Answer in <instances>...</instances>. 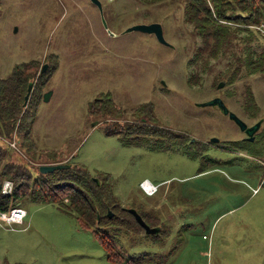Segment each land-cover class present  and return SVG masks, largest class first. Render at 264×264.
<instances>
[{
    "label": "rangeland",
    "instance_id": "rangeland-1",
    "mask_svg": "<svg viewBox=\"0 0 264 264\" xmlns=\"http://www.w3.org/2000/svg\"><path fill=\"white\" fill-rule=\"evenodd\" d=\"M102 2L112 30L159 21L175 47L139 30L110 35L90 0H0V77L17 62L39 60L40 71L45 62L59 61L44 88L53 90L51 98L39 102L31 154L42 160L57 154L106 177L102 181L122 206L167 218L161 234L118 221L102 225L100 233L108 229L121 246L116 249L137 260L143 254L141 264H264V70L233 83L225 77L214 82L224 59L202 83L191 82L187 64L199 38L181 4ZM236 7L227 13L235 14ZM236 22L230 25L247 27ZM252 45L264 47V36L257 33ZM215 96L249 125L263 119L254 140H246L219 107L199 104ZM147 101L157 124L187 137L128 134L125 118ZM103 103L110 120L100 117ZM12 152L14 159H26ZM143 180L158 185L157 191L145 194ZM19 204L27 210L22 225L0 221V264H123L108 258L101 238L68 207L38 195Z\"/></svg>",
    "mask_w": 264,
    "mask_h": 264
},
{
    "label": "trees",
    "instance_id": "trees-1",
    "mask_svg": "<svg viewBox=\"0 0 264 264\" xmlns=\"http://www.w3.org/2000/svg\"><path fill=\"white\" fill-rule=\"evenodd\" d=\"M171 1L183 6L184 19L190 27L192 26L193 35L199 38V44L187 64L190 69L191 82L202 83L207 77L205 74L212 69L213 64L224 59L226 60L224 70L215 74L214 82L225 77L229 81L226 83H233L240 76L244 77L264 70V47L257 49L252 45L254 36L257 33L264 36V32L259 29L255 31L249 26L264 21V0ZM232 1L239 8L233 5ZM234 7L237 8L235 14H228L227 12L232 11ZM242 11L246 15H242ZM236 21H241L247 27L230 25ZM241 32L244 36L240 37ZM227 63H229L228 66ZM58 64L59 61H54L45 71L40 72L39 60L17 62L8 76L0 77V210L8 211L15 206H21L20 198L27 195L34 197L38 195L45 201L57 202L68 207L77 215L83 227L91 229L96 236L101 238L110 251L108 258L119 260L123 264H141L139 261L143 258V254H139L137 260L127 250L116 249L121 246L108 229L100 233L102 225L108 227L115 221L128 228L137 226L144 229L135 216L114 198L113 192L102 181L106 177L93 175L88 169L74 165L71 161L67 162V167L43 173L39 165L62 162L60 156L47 155L49 160H42L41 154L37 157L31 154V146L35 142L32 132L37 119L39 102L43 97L45 85L58 68ZM196 64L202 69L204 75L195 68ZM31 81L33 87L27 104H24V97ZM105 103L102 106L94 105L95 107L100 106L99 111L104 113L100 117L104 116V121L113 117L108 114L109 108L105 106ZM152 105V102L147 101L139 107L132 119L125 118L128 124L126 129L128 134L140 133L149 136L165 133L179 139L187 137L185 133H175L169 127L157 124L158 119L154 115ZM94 106L91 107L92 110L95 109ZM113 132L114 130H109V133ZM13 138L19 140V145L26 152L22 154L26 158L23 161L13 158L12 151L16 152V150L3 140ZM27 153L31 155L29 158ZM5 180L13 182V189L10 193L4 194L2 185ZM114 209H117L118 213H114ZM109 210L112 216L109 215ZM139 211L150 225L160 224L158 217L151 216L143 210ZM152 220L158 221L152 222ZM164 229L162 227L158 234L163 233Z\"/></svg>",
    "mask_w": 264,
    "mask_h": 264
},
{
    "label": "water",
    "instance_id": "water-1",
    "mask_svg": "<svg viewBox=\"0 0 264 264\" xmlns=\"http://www.w3.org/2000/svg\"><path fill=\"white\" fill-rule=\"evenodd\" d=\"M90 1L93 2L98 7L99 12H100L101 17H102L103 26L110 35H118V34H123V33L134 31V30H139L142 32H146V33L155 35V37L158 39V41L165 44V45L175 47L172 43H170L166 39V37L164 35V27H163V24L161 22L152 21V22L135 23V24L128 26L127 28H125L123 31H121L119 33V32L112 30L109 27V24L105 18L102 0H90ZM48 66H49V64L45 62L43 64L40 72L45 71L48 68ZM223 83L224 82L219 83L218 87H221ZM32 87H33V82L31 81L28 85V90H27V93L25 94V97H24V104H27V102H28ZM52 93H53L52 89L44 91L43 100L48 101L51 98ZM199 104L200 105H215V106L219 107V109L223 113L229 115V117L231 119H233L239 125L240 129L242 131H244L245 134L247 135L246 139L250 140V141L255 139V134L260 129L262 122H263V119H260L257 122H255L254 124L249 125L235 111L230 109L228 107V105L226 104V102L224 101V99L220 96H215V97L210 98V99H208L204 102H201ZM92 124L95 125V124H97V122L94 121ZM218 140H219L218 138H212L211 139V141H218ZM67 166H68V164L64 163V162L41 163L39 165V169L41 172L47 173V172H51L55 169H61V168L67 167ZM124 208H126L128 211H130L135 216L136 220L145 229L146 232H148V233H159L161 227L159 225L151 226L144 219L142 214L136 208L127 207V206H124ZM109 215L112 216V212L110 210H109Z\"/></svg>",
    "mask_w": 264,
    "mask_h": 264
},
{
    "label": "built area",
    "instance_id": "built-area-1",
    "mask_svg": "<svg viewBox=\"0 0 264 264\" xmlns=\"http://www.w3.org/2000/svg\"><path fill=\"white\" fill-rule=\"evenodd\" d=\"M254 27L264 32V22H261L260 24H254ZM3 140L7 144H9L12 148H14L16 151H20L22 153L18 143L19 140H17V138H13L11 140L8 139H3ZM140 188L146 194H154L158 189V185L153 184L149 180H143L140 182ZM12 189H13V182L11 180H5L2 185V192L4 194L10 193ZM26 215H27V210L24 207L15 206L8 211L0 210V221H3L8 225L12 226V224L14 223H23Z\"/></svg>",
    "mask_w": 264,
    "mask_h": 264
},
{
    "label": "crops",
    "instance_id": "crops-1",
    "mask_svg": "<svg viewBox=\"0 0 264 264\" xmlns=\"http://www.w3.org/2000/svg\"><path fill=\"white\" fill-rule=\"evenodd\" d=\"M34 130H33V132H32V136H33V139H34ZM34 141H35V139H34ZM17 153H18V151H16ZM144 192V191H143ZM145 193V192H144ZM146 194V193H145ZM148 195H152V194H148ZM23 207V206H22ZM144 212H146V213H149V212H147V211H145V210H143ZM155 212V211H154ZM157 213V212H156ZM150 214V213H149ZM27 216V215H26ZM156 217H158L159 219H160V224H159V226L161 227L160 228V230L162 229V227L164 226V224H163V222L164 221H166V219L167 218H165L163 215H160L159 213L158 214H156L155 215ZM25 222V219H24V221H23V223ZM23 223H15V224H18V225H22ZM155 226V225H154ZM157 226V225H156ZM5 263V262H4Z\"/></svg>",
    "mask_w": 264,
    "mask_h": 264
},
{
    "label": "flooded vegetation",
    "instance_id": "flooded-vegetation-1",
    "mask_svg": "<svg viewBox=\"0 0 264 264\" xmlns=\"http://www.w3.org/2000/svg\"><path fill=\"white\" fill-rule=\"evenodd\" d=\"M257 121H258V120H257ZM257 121H256V122H257ZM262 123H263V122H262ZM253 124H254V123H253ZM251 125H252V124H251ZM243 133H244V135H245V139H246L247 135L245 134V132H244V131H243ZM255 135H256V134H255ZM246 140H247V139H246Z\"/></svg>",
    "mask_w": 264,
    "mask_h": 264
}]
</instances>
